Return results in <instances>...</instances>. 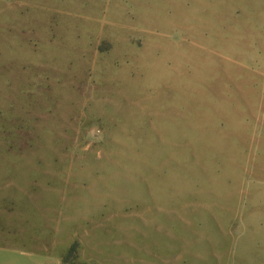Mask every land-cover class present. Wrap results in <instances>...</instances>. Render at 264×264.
Returning a JSON list of instances; mask_svg holds the SVG:
<instances>
[{
    "label": "rangeland",
    "instance_id": "1",
    "mask_svg": "<svg viewBox=\"0 0 264 264\" xmlns=\"http://www.w3.org/2000/svg\"><path fill=\"white\" fill-rule=\"evenodd\" d=\"M0 264H264V0H0Z\"/></svg>",
    "mask_w": 264,
    "mask_h": 264
}]
</instances>
